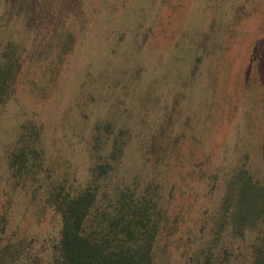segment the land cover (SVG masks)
Wrapping results in <instances>:
<instances>
[{
	"label": "rangeland",
	"instance_id": "rangeland-1",
	"mask_svg": "<svg viewBox=\"0 0 264 264\" xmlns=\"http://www.w3.org/2000/svg\"><path fill=\"white\" fill-rule=\"evenodd\" d=\"M9 50L21 65L0 107V264H54L59 230L56 215L10 203L5 155L18 115L42 121L51 169L63 174L72 109L87 127L82 109L99 111L89 97L136 103L130 130L152 137L150 164L166 151L156 264H190L211 249L195 222L229 170L243 163L264 181V0H0V56ZM255 233L223 236L214 251L252 264Z\"/></svg>",
	"mask_w": 264,
	"mask_h": 264
},
{
	"label": "trees",
	"instance_id": "trees-1",
	"mask_svg": "<svg viewBox=\"0 0 264 264\" xmlns=\"http://www.w3.org/2000/svg\"><path fill=\"white\" fill-rule=\"evenodd\" d=\"M20 65L15 51L0 56V107L13 93ZM145 97L143 94L146 107ZM89 100L87 108L94 107L90 112L99 110L91 118L82 109L84 119L87 115L94 120L92 125L87 120V127L80 124L81 129L77 124L82 112L75 108L63 132L70 135L66 138L72 155L68 176L63 170L51 169L55 165L45 151L42 121L18 115L5 155L10 203L18 199L26 209L37 208L41 214L58 217L54 264H156L155 244L166 225L167 197L161 180L166 151L162 148L157 162L150 164L148 158L155 152L146 145L152 143V137L144 131L138 139L130 130V122L137 116L136 103L121 107L115 98L107 100L100 94ZM145 107L140 105L139 111ZM116 108L119 116L112 114L117 113ZM109 111V116L119 119L107 116ZM225 176L220 200L201 209L195 222V233H202L211 249L195 253L190 264H225L214 251L217 243L223 236L242 238L250 232L257 235L252 264H264V181L243 163Z\"/></svg>",
	"mask_w": 264,
	"mask_h": 264
}]
</instances>
